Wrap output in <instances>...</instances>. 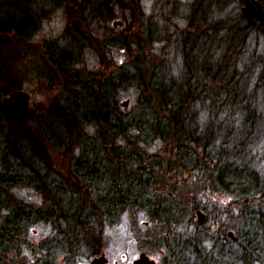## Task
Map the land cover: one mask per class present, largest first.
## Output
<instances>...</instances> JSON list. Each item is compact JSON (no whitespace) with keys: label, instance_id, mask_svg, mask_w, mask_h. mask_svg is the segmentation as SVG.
<instances>
[{"label":"trees","instance_id":"obj_1","mask_svg":"<svg viewBox=\"0 0 264 264\" xmlns=\"http://www.w3.org/2000/svg\"><path fill=\"white\" fill-rule=\"evenodd\" d=\"M127 1L138 4L0 0V33L14 36L11 49L17 55L58 7L66 10L70 27L80 28L68 29L63 42L45 40L38 62L22 53L36 76L56 84L48 107L17 120L0 105V264L34 224L53 221L62 238L52 250L65 245L76 251V243L89 238L95 226L114 224L135 207L152 222H167L156 234L165 251L163 264H264V173L244 162L251 139L264 138V111L239 68L253 29L257 39L264 38V0H254L260 15L253 23L243 12H226L230 0L204 5L194 0L198 14L177 37L180 63H167L173 56L160 52L152 62L141 40L133 47V40L116 37L108 47L130 49L127 61H104L94 76L86 74L83 49L90 38L83 34L84 24L114 18L116 4ZM247 58L250 65L257 62ZM260 70L264 78V63ZM12 80L0 78L4 95L19 87ZM132 84L139 94L126 110L118 94ZM157 144L158 150H150ZM172 170L194 176L197 188L228 193L240 209L233 236L225 227L189 235L177 215L182 203L173 184L168 188ZM19 186L41 192L43 202L19 201L12 194ZM30 264H56V259L47 251Z\"/></svg>","mask_w":264,"mask_h":264},{"label":"rangeland","instance_id":"obj_2","mask_svg":"<svg viewBox=\"0 0 264 264\" xmlns=\"http://www.w3.org/2000/svg\"><path fill=\"white\" fill-rule=\"evenodd\" d=\"M193 1L138 0V4L133 2L134 5L129 4L128 6L127 1V3L123 2L122 5L116 4L114 18L85 23L83 34H89L90 46L83 49L82 67L84 71L86 74L90 72L89 75L94 76L92 71H97L107 61L110 63L114 61L116 65L127 61L130 49L108 47L110 39L116 37L133 40L131 41L133 47L138 45L137 42L141 40L149 59H153L152 62L158 61L159 58H156L155 55L160 52L162 57L173 56V60L171 58L166 59L167 63L175 61V63H180L177 37L185 28V32L188 30V20L198 14L199 9H193L195 7ZM230 1L231 5L229 8L227 7L226 12L230 10L233 14L242 12L243 0ZM197 2L204 5L206 0H197ZM119 21L122 24L114 25ZM70 24L71 21H69L66 10L62 7L56 8L49 18L43 20L38 33L26 42L27 50H23L22 53L25 56L31 54L32 62L40 61L39 53L45 40L62 39L65 41L67 40L65 36L68 29V33L80 30L75 25L70 27ZM256 29H253L246 46L249 52H245L243 58H240L241 66L239 68L244 70L242 73L252 83L256 94V103L263 112L264 78L260 73V67L264 63V38L257 39ZM148 31L154 32L149 33ZM15 44L16 40L13 35L0 33V78H11L15 85L19 86L15 89L28 92L31 95V105L36 109L37 115L40 110L48 107L53 101V96L57 91L53 88L56 84L36 76L28 66L27 60L29 61V58L23 56L22 53L17 55V52L11 49L12 45L15 49ZM251 55L257 62L252 61L250 65V60L247 57ZM173 71L175 73L176 68ZM258 73L260 74L258 75ZM56 82H59V78L56 79ZM3 92L0 82V105L3 97L6 96ZM138 94L134 84L121 89L118 98L122 107L126 110L133 108ZM261 127H263L262 132L264 133V125ZM156 149H159L158 144L150 150ZM248 154L244 162L247 164L248 161L253 168L264 173V138L260 141L255 140V138L251 139ZM167 180L170 182L168 188L172 189L173 184V189L182 203V208L179 209L177 215L181 217L182 225L187 226L189 235L194 234L196 236L199 230L208 233V228L212 227L219 228L220 231L222 227H225L228 234H234L235 229L232 225L237 222L240 209L235 202L233 203L226 191H213L201 186L197 188L193 186L195 177L187 176V173L180 170H172ZM12 190L13 196L23 203L38 205L44 200L43 194L30 186H19ZM89 192L90 190L83 191L86 195ZM198 210L205 214L202 221L199 220ZM151 219L152 217L146 211L135 207L133 211L124 212L114 224L105 221L95 226L89 238L86 237L85 240L79 241L76 243L77 246L75 244L76 251L69 250L65 245V248L59 247L52 250L56 248V240L61 236V233L53 221L39 222L23 232L16 241L15 253L7 255L5 258L2 256L3 262L4 264H30L32 260L49 251L56 259V264H92L95 257L103 255L108 259L107 264H133L141 253H145L157 264H163L165 251L162 250L161 239L156 234L165 230L167 222L161 220L152 222ZM218 219L219 223L217 224ZM201 222H204V225L199 226ZM64 241L66 240L64 239ZM48 242H50V249L46 248ZM67 245L70 247L72 243L67 242Z\"/></svg>","mask_w":264,"mask_h":264},{"label":"water","instance_id":"obj_3","mask_svg":"<svg viewBox=\"0 0 264 264\" xmlns=\"http://www.w3.org/2000/svg\"><path fill=\"white\" fill-rule=\"evenodd\" d=\"M244 6L242 12L249 23L255 22L259 17L260 11L253 0H243ZM118 23V22H117ZM117 23H114L115 25ZM121 24V22H119ZM3 108L7 111L8 115L14 119L22 120L33 118L37 111L31 106V95L23 90H13L8 95L4 96L1 102ZM199 220L202 221L205 214L198 210ZM232 235V233H230ZM108 259L103 255L95 257L92 264H107ZM134 264H157L155 260L151 259L145 253L135 260Z\"/></svg>","mask_w":264,"mask_h":264}]
</instances>
